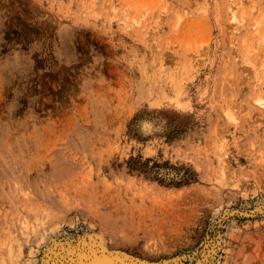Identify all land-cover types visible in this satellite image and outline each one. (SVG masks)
<instances>
[{
	"label": "rangeland",
	"instance_id": "rangeland-1",
	"mask_svg": "<svg viewBox=\"0 0 264 264\" xmlns=\"http://www.w3.org/2000/svg\"><path fill=\"white\" fill-rule=\"evenodd\" d=\"M230 1L0 0V264H264V0Z\"/></svg>",
	"mask_w": 264,
	"mask_h": 264
},
{
	"label": "bare ground",
	"instance_id": "bare-ground-1",
	"mask_svg": "<svg viewBox=\"0 0 264 264\" xmlns=\"http://www.w3.org/2000/svg\"><path fill=\"white\" fill-rule=\"evenodd\" d=\"M245 2L246 0H232L230 13H232L233 19L237 16L236 11ZM261 104H264V102ZM101 237L103 236L101 235ZM101 237L91 235L87 242L84 243L82 241L83 243L80 244L62 243L61 241L53 240L45 248L46 250L41 260L42 264H150V261L124 255V253H118V251L109 252L107 245H105L106 243L102 242ZM103 240L105 239L103 238Z\"/></svg>",
	"mask_w": 264,
	"mask_h": 264
},
{
	"label": "trees",
	"instance_id": "trees-1",
	"mask_svg": "<svg viewBox=\"0 0 264 264\" xmlns=\"http://www.w3.org/2000/svg\"><path fill=\"white\" fill-rule=\"evenodd\" d=\"M131 167H133V166H131ZM133 168H134V167H133ZM146 172H147V171H146ZM181 182H183V181H180V183H181ZM185 182H187V183H188V180H186V179H185Z\"/></svg>",
	"mask_w": 264,
	"mask_h": 264
}]
</instances>
